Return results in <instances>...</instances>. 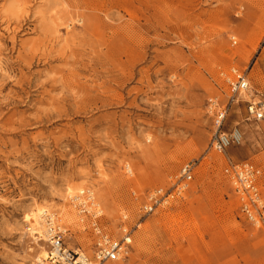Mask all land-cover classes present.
<instances>
[{"label":"rangeland","instance_id":"1","mask_svg":"<svg viewBox=\"0 0 264 264\" xmlns=\"http://www.w3.org/2000/svg\"><path fill=\"white\" fill-rule=\"evenodd\" d=\"M232 69L264 96V0H0V264L48 250L25 223L37 205L91 254L69 202L82 189L105 233L131 238L108 264H264V231L224 174L228 160L264 168L248 96L223 127L241 144L210 150ZM190 162L185 195L143 218L146 193L170 189Z\"/></svg>","mask_w":264,"mask_h":264},{"label":"built area","instance_id":"2","mask_svg":"<svg viewBox=\"0 0 264 264\" xmlns=\"http://www.w3.org/2000/svg\"><path fill=\"white\" fill-rule=\"evenodd\" d=\"M226 83L230 91V97L226 105L220 106L214 102V125L216 131L213 135L210 150L224 154L230 147L240 145L242 140L235 128L232 132L223 130L226 120L234 106L247 104V121L259 123L264 120V96L254 91L246 72L232 69L231 76ZM196 163L190 162L183 166L179 178L168 190L158 188L149 191L145 195V201L141 207L142 217L154 215L160 208L169 205L172 201L182 198L188 191L193 180ZM227 176L240 200V214L253 227L264 231V168L245 161L235 163L227 161L224 168ZM69 202L76 211L80 224L90 229L95 237L91 254L81 247L78 250L71 249L67 243L69 230L58 220L57 214L43 211L42 227L39 231H33L27 223V230L39 242L47 245V258L43 263L47 264H108L120 261L129 254L131 238L126 234L122 241L112 239L101 226L102 210L96 201L91 189H82L79 194L69 197ZM126 231V230H125ZM41 261L37 264H43Z\"/></svg>","mask_w":264,"mask_h":264},{"label":"bare ground","instance_id":"3","mask_svg":"<svg viewBox=\"0 0 264 264\" xmlns=\"http://www.w3.org/2000/svg\"><path fill=\"white\" fill-rule=\"evenodd\" d=\"M53 1L57 2V1H60V0H53ZM236 129H237V132H238V134H236V135L240 136L241 140H243L244 134L238 128H236ZM76 194H79V192H77ZM43 211H42V208L38 207V205L35 208L34 207H29L28 208V212L29 213H27L25 215V223L30 224L32 226V230L33 231H39V229L42 227V218H41V216L43 214ZM47 211L50 212L49 210H47ZM57 218H58V220L60 222H62L61 219L58 216H57ZM79 222H80V219H79ZM81 243H82V241H81ZM82 245H84V244H82ZM39 246H40V254L37 257L35 264H37V262H39V261L42 262L43 260H45L47 258V250H46V248L44 246H41V245H39ZM72 249L78 250V248H72ZM43 264H47V263H43Z\"/></svg>","mask_w":264,"mask_h":264},{"label":"crops","instance_id":"4","mask_svg":"<svg viewBox=\"0 0 264 264\" xmlns=\"http://www.w3.org/2000/svg\"><path fill=\"white\" fill-rule=\"evenodd\" d=\"M245 114H246V118H247V110H245ZM246 118H245V120H246ZM264 121V120H263ZM262 121V122H263ZM241 154V153H240ZM251 162V161H250ZM252 163H254V162H252ZM255 164V163H254ZM257 165V164H256ZM257 166H259V165H257ZM259 167H261V166H259Z\"/></svg>","mask_w":264,"mask_h":264}]
</instances>
